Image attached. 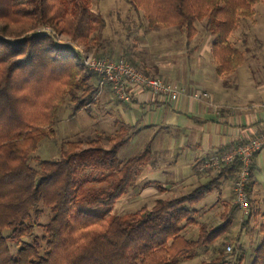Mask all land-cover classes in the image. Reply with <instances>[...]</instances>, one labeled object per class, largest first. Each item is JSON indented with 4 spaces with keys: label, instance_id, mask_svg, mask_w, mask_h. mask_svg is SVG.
I'll return each mask as SVG.
<instances>
[{
    "label": "trees",
    "instance_id": "16d2710c",
    "mask_svg": "<svg viewBox=\"0 0 264 264\" xmlns=\"http://www.w3.org/2000/svg\"><path fill=\"white\" fill-rule=\"evenodd\" d=\"M257 1L131 0L150 28L176 25L189 38L194 21L206 19L218 74L242 63V52L228 38L240 19L252 17ZM90 3L0 0V264H178L224 229L225 224L210 230L202 226L195 239L181 234L182 224L193 222L195 204L214 189L217 178L189 194L157 198L150 208L110 212L136 168L150 157L147 144L123 162L118 158L125 128L113 135L98 132L84 147L79 141L67 142L56 159L32 156L38 142L53 132L65 102L72 105V113L94 102L99 76L82 69L73 48L57 45L38 30L23 33L47 24L89 47L95 31ZM9 35L17 39L4 38ZM102 138L109 148L100 144ZM231 165L237 169L236 163ZM86 168H91L89 173ZM92 169L117 178L109 188L80 195L95 180ZM43 208L49 213L46 222H41ZM260 231L250 264H264V223ZM223 254L199 264H222Z\"/></svg>",
    "mask_w": 264,
    "mask_h": 264
},
{
    "label": "rangeland",
    "instance_id": "374dc122",
    "mask_svg": "<svg viewBox=\"0 0 264 264\" xmlns=\"http://www.w3.org/2000/svg\"><path fill=\"white\" fill-rule=\"evenodd\" d=\"M17 1L25 2L26 0ZM90 11L95 23V31L89 41L90 46L87 47L54 29L61 34L62 42L69 41L95 57L123 59L145 73L132 61L141 59L140 61H145L144 63L151 67L157 66L156 68L161 72V74H145L167 80L163 77V73H168L172 77L168 79L169 82L180 81L186 84L189 78H196L206 86V90L210 92L215 102L248 108L250 104L258 105L260 100L264 99V2L262 0L254 4L252 17L240 19L238 27L230 34L228 40L242 52L243 61L234 71L225 74L216 72V63L211 53L214 36L208 29L206 19L194 21L195 32L189 38L186 29L176 25L150 28L142 10L136 8L131 0H91ZM100 21L103 22L102 26L99 25ZM44 26L50 25H37L23 35L31 34ZM0 36L3 37L2 34ZM4 38L16 40L17 36L9 35ZM73 50L80 60L77 50L74 48ZM80 65L84 71L91 72L82 65V61ZM207 91L200 92L206 93L207 98ZM128 104L129 102H123L116 96L107 82L102 83L101 76H99L98 91L94 102L87 109H81L77 113H72V105L65 102L57 114L53 132L38 142L32 156L41 159H56L61 157L67 142L79 141L84 147L89 140L97 137L98 132L113 135L124 128L126 130L125 141L118 151V158L123 162L139 154L147 144H150L151 132L150 130L140 131L138 125H131L135 117L137 116L136 119L139 120L143 112L136 113L134 109H128ZM253 110V113L259 114V118L263 117L260 113L264 107ZM152 116H155V113L147 111L142 119L147 120ZM100 144L104 148L110 147V143L103 138ZM149 162L150 158L136 168L133 180L126 192L113 204L110 210L112 214L121 215L138 211L142 207L150 208L157 198H173L187 192L182 186L166 192L161 187V181L149 180L144 171L145 167L148 168ZM204 168L211 172L220 170L206 166ZM84 170L85 173H89L91 168ZM91 173L95 180L87 182L80 189V195L109 188L117 178L116 176L102 177L98 170L93 171V169ZM254 177L264 193V164L257 165ZM148 185L152 186L151 192L155 193L140 196L143 187L146 188ZM213 193L214 191L210 195ZM228 203L225 210L213 207L207 212H200L196 208L191 213L193 222L182 224L181 234L186 238H197L202 226L207 230L219 225L224 226L225 224V226L221 234L211 243L197 248L190 256L181 258L178 264L210 262L221 251L224 252L222 264L251 263L254 251L262 239L260 231L262 214L250 213V200L247 210L236 207L234 192L233 203ZM258 207L261 209L262 205L259 204ZM43 211L41 222H46L49 217L48 209L43 208ZM243 220H246V223ZM227 245L231 246L230 251L226 250ZM12 250H14L13 247Z\"/></svg>",
    "mask_w": 264,
    "mask_h": 264
},
{
    "label": "crops",
    "instance_id": "0c3cea01",
    "mask_svg": "<svg viewBox=\"0 0 264 264\" xmlns=\"http://www.w3.org/2000/svg\"><path fill=\"white\" fill-rule=\"evenodd\" d=\"M140 60L132 61L147 74H161L157 66L151 67ZM163 77H166L167 81L172 78L168 73H163ZM170 82L184 89V93L174 101L138 86L130 87L132 97L128 109H134L136 113L143 112L139 118L141 121L134 115L135 119L131 125H138L140 131L151 132L149 138L151 157L148 168H144L146 176L151 181H161V187L166 192L182 186L187 190L183 195L217 178L214 189L194 207L200 212H207L213 207L225 210L228 202L233 203V181L237 169H232L230 164L217 172H211L206 171L203 165L211 156L264 132V110L261 111L263 117L260 118L259 114L253 113L254 108L264 107V99H261L258 105L248 104L250 106L248 108L237 107L224 102H215L210 92L206 90V86L196 78H189L186 84L180 81ZM194 91H207L208 97L196 100L189 95ZM147 111H153L155 116L143 120V115ZM263 150L264 147L251 159L248 183L250 213H261L262 223H264V193L259 188L254 171L257 165L264 164ZM151 190V185L143 187L140 196L155 193ZM213 191V195H210ZM259 204L262 205V210L258 207ZM245 221L243 220L244 223Z\"/></svg>",
    "mask_w": 264,
    "mask_h": 264
},
{
    "label": "built area",
    "instance_id": "2783aa9c",
    "mask_svg": "<svg viewBox=\"0 0 264 264\" xmlns=\"http://www.w3.org/2000/svg\"><path fill=\"white\" fill-rule=\"evenodd\" d=\"M38 31L51 36L59 46L62 45L76 49L81 58L82 65L87 70L101 76L102 83L107 82L116 96L123 102L131 101V86H138L171 101H174L179 95L184 93V89L178 85L147 75L123 59L95 57L69 41L64 43L61 41V34H58L50 26H44ZM189 95L196 100H202V98L207 96L206 93L200 91L191 92ZM262 147H264V132H260L248 140L239 142L224 152L211 156L204 163V166L214 170H218L225 165L237 163L236 175L233 181V192L234 204L239 209L247 210L249 207L248 183L251 159ZM226 250L230 251L231 246L227 245Z\"/></svg>",
    "mask_w": 264,
    "mask_h": 264
}]
</instances>
